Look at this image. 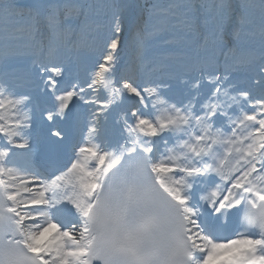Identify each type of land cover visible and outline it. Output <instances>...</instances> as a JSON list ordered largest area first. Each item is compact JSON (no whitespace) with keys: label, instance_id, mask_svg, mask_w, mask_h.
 Instances as JSON below:
<instances>
[{"label":"snow or ice","instance_id":"snow-or-ice-1","mask_svg":"<svg viewBox=\"0 0 264 264\" xmlns=\"http://www.w3.org/2000/svg\"><path fill=\"white\" fill-rule=\"evenodd\" d=\"M110 8L0 0V264H264V0Z\"/></svg>","mask_w":264,"mask_h":264},{"label":"rangeland","instance_id":"rangeland-1","mask_svg":"<svg viewBox=\"0 0 264 264\" xmlns=\"http://www.w3.org/2000/svg\"><path fill=\"white\" fill-rule=\"evenodd\" d=\"M89 3H92L94 5V10L90 16V23L86 28L88 31H90L94 28V25L97 24L96 21L99 19H101V20L106 19L104 21L105 23L110 21L112 11H113L112 9L110 10V8H109L110 4L113 3V0H90ZM103 27H104V24L97 31H101V28L103 30ZM146 28L149 29L150 26H146ZM156 37H158V36H156ZM147 39H148L147 43L149 44V49L151 50L150 46L156 42V39L153 38V36H149V37H147ZM132 48H133V46H132Z\"/></svg>","mask_w":264,"mask_h":264},{"label":"bare ground","instance_id":"bare-ground-1","mask_svg":"<svg viewBox=\"0 0 264 264\" xmlns=\"http://www.w3.org/2000/svg\"><path fill=\"white\" fill-rule=\"evenodd\" d=\"M20 4H27L29 5L28 2H24V1H18ZM43 2V0H31L30 3L32 4H36V3H40ZM130 21H132L131 19H127L124 23H123V32L121 33L122 39H123V44L121 45V47L118 48V54L120 56V59L122 62H126L129 59L125 60L127 58L128 55L127 51H125L126 46H127V42L125 41V39L128 38V35L130 34V31L132 30L131 25H130ZM92 42V41H91ZM81 44V43H80ZM93 44V42H92ZM60 54H63V49L60 50ZM88 66V63L86 61H82L80 66H79V72L77 74H79L82 78H83V73H84V69ZM224 131H227V129H224ZM33 135H35V131H33ZM0 141L2 142H6L7 140L0 138ZM23 162V161H21ZM197 193V195H203L202 192H200L198 189H194Z\"/></svg>","mask_w":264,"mask_h":264}]
</instances>
